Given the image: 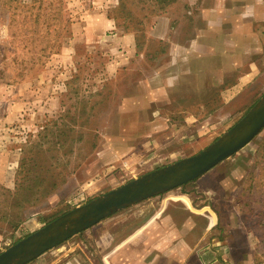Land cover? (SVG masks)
I'll return each instance as SVG.
<instances>
[{
  "label": "rangeland",
  "instance_id": "374dc122",
  "mask_svg": "<svg viewBox=\"0 0 264 264\" xmlns=\"http://www.w3.org/2000/svg\"><path fill=\"white\" fill-rule=\"evenodd\" d=\"M193 1L0 0V214L22 218L17 226L0 218V252L64 212L198 152L264 93L258 78L219 110L223 117L202 112L158 130L140 122L139 110L152 116L155 105L138 90L168 61L172 32L201 25ZM124 34L144 58L116 64ZM121 102L134 110L119 116ZM150 199L171 202L183 264H264V127L206 175Z\"/></svg>",
  "mask_w": 264,
  "mask_h": 264
},
{
  "label": "crops",
  "instance_id": "0c3cea01",
  "mask_svg": "<svg viewBox=\"0 0 264 264\" xmlns=\"http://www.w3.org/2000/svg\"><path fill=\"white\" fill-rule=\"evenodd\" d=\"M194 2H199L191 6L197 10L194 19L199 17L201 25H192L188 32L182 27L172 32L168 61L144 81L143 90H138L145 103L155 105L152 116L139 110L140 122L146 129H161L169 120L174 124L191 123L202 112L207 116L217 112L218 117H223L219 110L225 109L228 101L244 87L253 86L258 78H264V0L189 3ZM187 13L189 17L190 10ZM181 19L166 23L168 30L173 28L171 23L181 24ZM164 24L163 19L157 23L160 27ZM159 39L166 38L160 35ZM119 43L123 50L117 53L120 58L114 60L116 64L121 60L124 65L133 56L144 58L136 55L132 35L120 36ZM116 108L121 116L135 106L121 102ZM170 204L144 200L99 221L78 238L66 240L27 264H183L177 248L183 232L177 216L167 208Z\"/></svg>",
  "mask_w": 264,
  "mask_h": 264
},
{
  "label": "water",
  "instance_id": "95a60500",
  "mask_svg": "<svg viewBox=\"0 0 264 264\" xmlns=\"http://www.w3.org/2000/svg\"><path fill=\"white\" fill-rule=\"evenodd\" d=\"M263 127L264 93L198 152L132 178L64 212L2 250L0 264H27L107 217L195 180L243 148Z\"/></svg>",
  "mask_w": 264,
  "mask_h": 264
},
{
  "label": "trees",
  "instance_id": "16d2710c",
  "mask_svg": "<svg viewBox=\"0 0 264 264\" xmlns=\"http://www.w3.org/2000/svg\"><path fill=\"white\" fill-rule=\"evenodd\" d=\"M6 216H7V214H3V213L0 214V218H3L4 220H6L11 225L17 226L22 221V218H20L18 215H14V214L9 213V218L8 219L6 218ZM51 220H49V221H51Z\"/></svg>",
  "mask_w": 264,
  "mask_h": 264
}]
</instances>
